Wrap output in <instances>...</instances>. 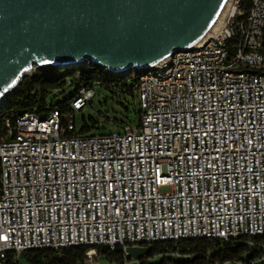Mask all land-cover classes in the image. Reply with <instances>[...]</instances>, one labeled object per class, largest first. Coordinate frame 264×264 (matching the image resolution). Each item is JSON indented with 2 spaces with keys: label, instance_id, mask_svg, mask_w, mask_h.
<instances>
[{
  "label": "built area",
  "instance_id": "2783aa9c",
  "mask_svg": "<svg viewBox=\"0 0 264 264\" xmlns=\"http://www.w3.org/2000/svg\"><path fill=\"white\" fill-rule=\"evenodd\" d=\"M249 2L231 0L195 47L131 72L139 125L78 133L75 113L96 94L88 86L68 114L6 120L0 264L71 246H87V260L120 247L124 264H142L128 247L197 238L264 249L254 240L264 236V0Z\"/></svg>",
  "mask_w": 264,
  "mask_h": 264
},
{
  "label": "water",
  "instance_id": "95a60500",
  "mask_svg": "<svg viewBox=\"0 0 264 264\" xmlns=\"http://www.w3.org/2000/svg\"><path fill=\"white\" fill-rule=\"evenodd\" d=\"M228 1L0 0V106L36 68H154L199 44ZM152 247L130 246L127 257L143 260Z\"/></svg>",
  "mask_w": 264,
  "mask_h": 264
},
{
  "label": "trees",
  "instance_id": "16d2710c",
  "mask_svg": "<svg viewBox=\"0 0 264 264\" xmlns=\"http://www.w3.org/2000/svg\"><path fill=\"white\" fill-rule=\"evenodd\" d=\"M249 1L245 0V6H249ZM68 78L71 80L68 81ZM129 78L133 80L131 85H121L120 81ZM135 79L136 77H133L132 73L120 76L110 75L96 65H82L79 68L67 69L59 67L36 68L22 80L16 90L8 94L4 101V109L0 108V135L6 132L5 122L7 119L14 122L18 116L25 112H36L46 116L56 107L63 114L70 113V101L86 86L94 88L95 84H100L110 90H120L138 97ZM68 83L76 85V91L65 101L56 106L52 105L50 103L51 95L56 90L63 89ZM85 121V125L81 130L78 129V133H93L91 127H94L95 123L91 120L93 122L91 126L87 120ZM124 123L128 122H122V124ZM254 240L264 242V236L254 237ZM87 251V246H71L59 250L54 248L30 249L23 251L18 260L11 252L8 264H86ZM100 252L101 257L104 256L112 262L118 264L125 262L123 250L120 247L114 251L108 247H101ZM160 253H178L177 255L186 257L184 261H172L169 264H251L252 260L264 254V249L260 245H250L248 238L245 240L240 238L230 240L197 238L157 241L148 256ZM60 256L64 258V262L59 261L58 257ZM146 257L142 260V264H146Z\"/></svg>",
  "mask_w": 264,
  "mask_h": 264
},
{
  "label": "rangeland",
  "instance_id": "374dc122",
  "mask_svg": "<svg viewBox=\"0 0 264 264\" xmlns=\"http://www.w3.org/2000/svg\"><path fill=\"white\" fill-rule=\"evenodd\" d=\"M68 81L71 79L68 78ZM121 85L133 83L132 79L120 81ZM77 89L76 85L68 83L63 89L56 90L50 98V103L54 106L65 101ZM96 92L93 100L88 102L81 111L75 113L78 129L85 125V120L92 126L91 132L94 134L109 132L120 129L122 122H129L136 126L140 124V103L137 95L133 96L127 92L113 91L100 84L94 85ZM93 122H92V121ZM185 256L174 253L153 254L146 257V264H163L172 261H184ZM86 264H118L112 262L104 256L96 257L93 260H86ZM232 264V263H228Z\"/></svg>",
  "mask_w": 264,
  "mask_h": 264
},
{
  "label": "bare ground",
  "instance_id": "6f19581e",
  "mask_svg": "<svg viewBox=\"0 0 264 264\" xmlns=\"http://www.w3.org/2000/svg\"><path fill=\"white\" fill-rule=\"evenodd\" d=\"M230 1H231V0H229V1L227 2V4H226V6L224 7L222 13L220 14L219 18L217 19L215 25L211 28V30L208 32V34H207L205 37L209 36V35H210V34H211V33H212V32H213V31L219 26V24L222 22V20H223L225 14H226V12H227V10H228V7H229V4H230Z\"/></svg>",
  "mask_w": 264,
  "mask_h": 264
}]
</instances>
